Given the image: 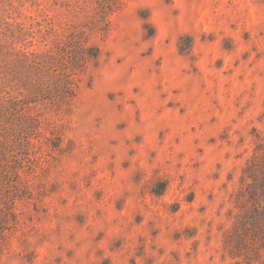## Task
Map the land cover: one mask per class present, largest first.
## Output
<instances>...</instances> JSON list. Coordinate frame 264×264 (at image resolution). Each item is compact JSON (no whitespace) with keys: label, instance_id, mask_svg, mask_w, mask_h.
Wrapping results in <instances>:
<instances>
[{"label":"rangeland","instance_id":"rangeland-1","mask_svg":"<svg viewBox=\"0 0 264 264\" xmlns=\"http://www.w3.org/2000/svg\"><path fill=\"white\" fill-rule=\"evenodd\" d=\"M0 264H264V0H0Z\"/></svg>","mask_w":264,"mask_h":264}]
</instances>
